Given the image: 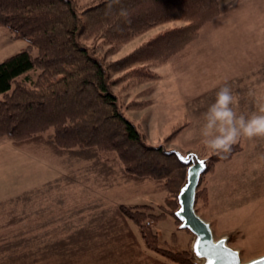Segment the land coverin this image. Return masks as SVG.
I'll return each instance as SVG.
<instances>
[{"label":"trees","instance_id":"16d2710c","mask_svg":"<svg viewBox=\"0 0 264 264\" xmlns=\"http://www.w3.org/2000/svg\"><path fill=\"white\" fill-rule=\"evenodd\" d=\"M220 14V0H89L81 6L76 0H0V27L11 38L27 42L0 61V138L32 153L60 158L69 169L67 175L7 200H29L46 188L62 182L71 185L79 177L88 180L91 174L106 187L124 180L140 184L148 180L172 196L170 213L181 223L175 212L188 165L176 150L147 142L139 124L122 111L146 102L120 104L114 86L136 76L140 81L151 79L149 63L184 55L200 29ZM172 21L180 23L116 60L100 58L96 47L90 49L83 42L99 37L112 44L107 50L112 53L113 44ZM124 70L122 76H114ZM238 149L232 144L229 151L207 157L201 179L217 161L230 158ZM204 191L197 190L196 200L205 199ZM6 202L1 200L0 207ZM145 206H117L86 221L82 216L77 222L63 216L65 231L60 237L43 236L48 230L28 238L16 236V243L1 246L0 253L4 261L14 264H112L116 258L132 259L136 255L132 247L139 245L126 224L131 220L141 227L149 248L187 264L190 252L154 245L155 233L144 230V220L153 215ZM6 236L0 233L2 239ZM125 237L131 240L123 241Z\"/></svg>","mask_w":264,"mask_h":264},{"label":"rangeland","instance_id":"374dc122","mask_svg":"<svg viewBox=\"0 0 264 264\" xmlns=\"http://www.w3.org/2000/svg\"><path fill=\"white\" fill-rule=\"evenodd\" d=\"M88 1L76 0L79 6ZM223 11L221 17L200 29L198 38L187 46L184 55L149 63L154 74L151 79L140 81L136 76L114 86L120 104L146 102L142 107H126L122 111L139 124L149 144L175 149L184 155L195 152L206 159L216 151L201 142L200 126L203 113L214 101L217 90L223 84L230 86L236 96L234 106L238 114L254 112L237 109L245 100V92L249 101H264V0H251L244 8L223 6ZM178 23H164L125 43L113 44L112 53L107 51L112 44L99 37L83 42L90 49L96 47L100 58L116 60ZM26 45L25 40L11 38L7 30L0 27V61ZM124 72L126 70L114 76H122ZM233 145L239 149L230 158L217 161L212 171L202 177L198 189L205 188L206 194L202 192L205 199L199 197L195 208L211 223L215 238L226 236L228 244L240 251L241 261L246 262L264 254V135H241ZM68 172L62 159L17 148L9 139L0 138V201H7L0 207V233L8 235L5 239L0 237V247L8 242H11L8 247L12 246L16 236L28 238L46 230L48 233L43 236L60 237L65 231L63 216L75 222L82 216L86 221L117 206L147 205L146 211L153 215H149L143 225L144 230L155 233L154 245L188 251L187 264L194 261L200 264L192 250L194 234L181 228L170 213L168 202L173 200L172 196L148 180L141 184L124 180L106 187L91 174L88 180L79 177L74 184L62 182L59 187L46 188L29 200H7ZM163 212L167 215L159 219ZM126 224L139 240V246L132 247L136 255L126 260L116 258L112 264H179L149 248L140 226L131 220ZM40 238L42 236L38 240ZM129 239L125 237L123 241ZM2 256L0 253V264H14L4 261ZM89 260L92 258L86 261Z\"/></svg>","mask_w":264,"mask_h":264},{"label":"water","instance_id":"95a60500","mask_svg":"<svg viewBox=\"0 0 264 264\" xmlns=\"http://www.w3.org/2000/svg\"><path fill=\"white\" fill-rule=\"evenodd\" d=\"M176 152L188 165V173L187 180L178 194L180 205L175 214L181 221L180 227L187 228L194 234L192 250L195 256L198 259H205L203 264H207V260H211L212 264H249L250 261L255 264H264V261L260 259L264 257V254L242 262L240 251L228 244L226 236L215 238L211 223L201 217L195 208L197 189L201 175L206 170L207 161L195 152H189L186 155L177 150Z\"/></svg>","mask_w":264,"mask_h":264},{"label":"clouds","instance_id":"9594fccd","mask_svg":"<svg viewBox=\"0 0 264 264\" xmlns=\"http://www.w3.org/2000/svg\"><path fill=\"white\" fill-rule=\"evenodd\" d=\"M236 96L228 84L216 92L215 99L203 113L200 126L201 142L211 151H229L241 135L253 137L264 135V104L260 110L249 115L237 113Z\"/></svg>","mask_w":264,"mask_h":264},{"label":"crops","instance_id":"0c3cea01","mask_svg":"<svg viewBox=\"0 0 264 264\" xmlns=\"http://www.w3.org/2000/svg\"><path fill=\"white\" fill-rule=\"evenodd\" d=\"M251 0H225V3L223 4V0H220V3H221V14L216 17L215 19H218L219 17H221L223 15V6L226 7V8H232V7H240V8H244V5H246V3H250ZM214 19V20H215ZM212 20V21H214ZM211 21V22H212ZM210 23V22H209ZM206 25V24H205ZM264 94V92H263ZM244 102L242 103L241 106H238L237 109L238 110H244V111H254V112H257L260 110V105L261 104H264V101L263 102H252V101H249V97H248V93L245 92L244 93ZM234 108H236L234 106Z\"/></svg>","mask_w":264,"mask_h":264},{"label":"snow or ice","instance_id":"6c2138e0","mask_svg":"<svg viewBox=\"0 0 264 264\" xmlns=\"http://www.w3.org/2000/svg\"><path fill=\"white\" fill-rule=\"evenodd\" d=\"M197 254H200V253H197ZM260 259H261L262 261H264V257H261ZM207 264H212V261H211V260H207ZM249 264H255V262L250 261Z\"/></svg>","mask_w":264,"mask_h":264},{"label":"bare ground","instance_id":"6f19581e","mask_svg":"<svg viewBox=\"0 0 264 264\" xmlns=\"http://www.w3.org/2000/svg\"><path fill=\"white\" fill-rule=\"evenodd\" d=\"M204 261H205V259L201 258V259H200V264H203Z\"/></svg>","mask_w":264,"mask_h":264}]
</instances>
